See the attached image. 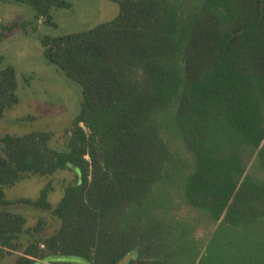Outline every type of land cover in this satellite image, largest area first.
Instances as JSON below:
<instances>
[{"label": "trees", "instance_id": "obj_1", "mask_svg": "<svg viewBox=\"0 0 264 264\" xmlns=\"http://www.w3.org/2000/svg\"><path fill=\"white\" fill-rule=\"evenodd\" d=\"M16 1L51 27L72 7ZM108 1L113 21L41 39L81 86V110L62 149L46 132L1 138L0 264H264V0ZM18 27L0 25V41ZM18 87L15 67L0 69V121ZM63 171L77 181L56 206L51 183L36 200L6 197ZM15 203L59 229L27 228Z\"/></svg>", "mask_w": 264, "mask_h": 264}, {"label": "rangeland", "instance_id": "obj_2", "mask_svg": "<svg viewBox=\"0 0 264 264\" xmlns=\"http://www.w3.org/2000/svg\"><path fill=\"white\" fill-rule=\"evenodd\" d=\"M64 1L69 2L72 7L53 9L52 16L56 27H51L46 26L42 20L34 23L35 12L32 7L17 3L16 0H0V25L19 24L18 28L6 33L0 41V69L14 66L19 86V104L8 110L0 121V154L1 138L8 134L23 136L33 132L50 133L51 147L64 148L68 139L67 133L73 128L80 113L81 86L47 62L41 39L45 36L60 37L89 31L98 25L111 22L118 17L119 6L108 0ZM23 23H30V33H25L22 29ZM76 181L77 175L74 171L59 172L52 177L30 176L5 189V193L12 202L19 199L36 200L42 189L51 183L53 190L49 199L56 206L63 196L64 188ZM10 209L25 216L27 228H35L43 220L44 228L39 235L53 234L60 227L59 220L50 212H43L23 203L12 204ZM22 241L26 242V238ZM16 257L17 254L9 256L3 264H11ZM55 261L76 262V259L51 258L43 264Z\"/></svg>", "mask_w": 264, "mask_h": 264}]
</instances>
